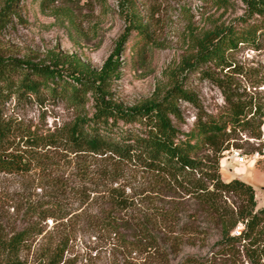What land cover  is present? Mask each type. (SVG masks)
Instances as JSON below:
<instances>
[{
    "label": "rangeland",
    "instance_id": "rangeland-1",
    "mask_svg": "<svg viewBox=\"0 0 264 264\" xmlns=\"http://www.w3.org/2000/svg\"><path fill=\"white\" fill-rule=\"evenodd\" d=\"M3 3L0 0V11ZM133 14L147 27L148 43L136 32L127 36L119 54V74L112 84L114 102L132 107L161 98L179 82L197 99V104L179 102L182 119L175 124L181 132L193 128L199 108L207 115L219 112L224 105L219 81L225 89L257 97L264 104V39L259 50L241 47L233 53L231 69L208 66L200 67L206 71L201 72L184 66L186 60H193L197 41L206 32L229 26L242 29L247 23L260 22L246 0H57L50 4L21 0L16 14L0 30V58L45 64L72 61L100 70ZM86 108L90 111L91 105ZM0 110L2 119L13 128L39 138L61 130L82 114L48 96L9 98ZM262 134L261 139L238 134L221 160V176L226 182L234 179L230 171L241 178V173L250 172L253 177L247 183L255 188L258 208L264 207V158L240 166L231 151L241 150L248 157L262 152L264 125ZM7 145V153L18 155L29 170L0 173L2 229L21 228L25 213H33L31 206L43 208L39 213L55 215L43 222L36 219L44 232L28 243L22 254L26 264H34L60 240L68 242L65 264H251L243 247L236 246L235 254H225L216 246L219 238L214 228L205 243L186 235L182 240L181 228L189 222L185 217L161 241V254L148 251L145 245H133L127 229L120 234L106 231L101 217L110 209L109 191L123 188L133 195L146 181L145 173L133 163H122L110 155L74 153L44 142L34 147L26 138L14 137ZM185 209L196 213L191 205Z\"/></svg>",
    "mask_w": 264,
    "mask_h": 264
},
{
    "label": "trees",
    "instance_id": "trees-1",
    "mask_svg": "<svg viewBox=\"0 0 264 264\" xmlns=\"http://www.w3.org/2000/svg\"><path fill=\"white\" fill-rule=\"evenodd\" d=\"M20 1L4 0L0 30L16 14ZM55 1L43 0L46 4ZM246 1L260 22L247 23L242 29L229 26L206 32L197 41L193 60H186L184 66L225 71L232 68L230 57L241 47L261 48L264 2ZM146 28L139 15L129 17L128 27L100 70L72 61L45 64L0 58V108L9 98L48 96L82 112L61 130L39 138L20 127L13 128L2 119L0 110V173L29 170L18 155L7 153V144L14 137L26 138L34 147L44 142L74 153L110 155L139 167L146 181L133 195L123 188L109 191L110 209L101 217L106 231L120 234L127 229L133 245H145L148 251L161 254V241L185 217L189 222L181 228L182 240L186 235L205 243L210 228H214L219 238L216 246L225 254H235L236 246H241L251 264H264V207L257 206L255 188L243 179L226 182L221 176V160L233 147L235 136L245 133L250 138H262L264 104L257 97L229 91L217 81L224 90V105L216 115H207L199 108L193 128L181 132L175 124L182 119L179 102L197 104V99L179 82L161 98L132 107L114 102L112 84L119 74L120 51L132 32L147 44ZM189 205L196 213H187ZM42 209L31 206L33 213H25L26 221L19 229L6 231L0 226V264H26L22 254L29 242L43 234L40 222L55 218L53 213H39ZM67 247L68 242L60 240L34 264H65Z\"/></svg>",
    "mask_w": 264,
    "mask_h": 264
},
{
    "label": "built area",
    "instance_id": "built-area-1",
    "mask_svg": "<svg viewBox=\"0 0 264 264\" xmlns=\"http://www.w3.org/2000/svg\"><path fill=\"white\" fill-rule=\"evenodd\" d=\"M232 157L236 160L237 164L239 165H246L249 163V161L252 160V162H256L259 160H262L264 158V150L262 152H256L249 157L245 154L242 153L241 150H232L231 151Z\"/></svg>",
    "mask_w": 264,
    "mask_h": 264
},
{
    "label": "crops",
    "instance_id": "crops-1",
    "mask_svg": "<svg viewBox=\"0 0 264 264\" xmlns=\"http://www.w3.org/2000/svg\"><path fill=\"white\" fill-rule=\"evenodd\" d=\"M240 166H244V165H240ZM230 175H232V177L235 179V178H240V179H243V180H245V181H248V178H252L253 176H251V174H250V172L248 173V172H243V173H241V175L242 176H244V177H235L234 175H233V172L232 171H230V173H229Z\"/></svg>",
    "mask_w": 264,
    "mask_h": 264
}]
</instances>
